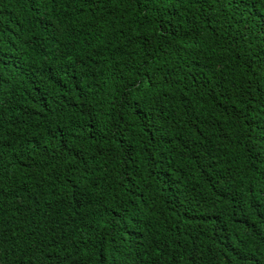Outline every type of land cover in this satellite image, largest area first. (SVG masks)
<instances>
[{"label": "trees", "instance_id": "16d2710c", "mask_svg": "<svg viewBox=\"0 0 264 264\" xmlns=\"http://www.w3.org/2000/svg\"><path fill=\"white\" fill-rule=\"evenodd\" d=\"M0 264H264V0H0Z\"/></svg>", "mask_w": 264, "mask_h": 264}, {"label": "bare ground", "instance_id": "6f19581e", "mask_svg": "<svg viewBox=\"0 0 264 264\" xmlns=\"http://www.w3.org/2000/svg\"><path fill=\"white\" fill-rule=\"evenodd\" d=\"M69 80V79H68ZM108 95V94H107ZM52 104V103H51ZM79 110V109H78ZM103 112V111H102ZM32 167V166H31ZM189 181V180H188ZM211 181V180H210ZM51 199V198H50ZM77 235V234H76ZM235 251V250H234Z\"/></svg>", "mask_w": 264, "mask_h": 264}]
</instances>
